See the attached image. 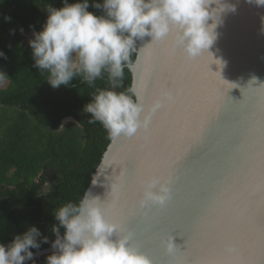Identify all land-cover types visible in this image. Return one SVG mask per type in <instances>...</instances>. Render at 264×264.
<instances>
[{
  "label": "water",
  "instance_id": "95a60500",
  "mask_svg": "<svg viewBox=\"0 0 264 264\" xmlns=\"http://www.w3.org/2000/svg\"><path fill=\"white\" fill-rule=\"evenodd\" d=\"M229 2L235 11L222 14L213 44L195 58L174 48L172 34L160 42L148 36L138 40L136 59L128 65L138 96L147 105L174 81L181 94L165 110H157L147 132L112 138L92 174L100 182L92 191L105 203L113 198L111 185L118 186L113 218L133 233L131 244L153 264H264V6ZM150 81H159V87L150 89ZM217 105L221 110L211 119L204 142L176 169L153 167L154 159L147 157L144 176L170 175L171 196L163 206L139 209L144 176L137 187L129 186L124 163L129 152L162 142L175 121L187 118L194 131L192 114H205ZM161 116L166 124L157 127ZM69 120L73 118L63 123ZM174 146L178 151L180 144ZM125 204L129 211L138 210L131 222ZM171 236L175 247L168 251ZM193 241L213 244L215 251L207 257L190 252L188 242ZM54 251L52 246L37 248L32 259Z\"/></svg>",
  "mask_w": 264,
  "mask_h": 264
},
{
  "label": "clouds",
  "instance_id": "9594fccd",
  "mask_svg": "<svg viewBox=\"0 0 264 264\" xmlns=\"http://www.w3.org/2000/svg\"><path fill=\"white\" fill-rule=\"evenodd\" d=\"M248 2L264 6V0ZM92 7L102 9L103 14L89 11V0H63L60 8L46 5L43 29L33 33L29 44L34 67L48 72L47 81L53 88L69 85L73 77H79L95 89L83 111L91 114L88 123L100 122L110 138L147 132L153 114L175 99L170 88H161L146 105L135 88L116 90L122 87L124 68L138 50L137 41L148 36L151 42H160L172 34L174 48H181L192 59L213 44L222 14L235 11L229 0H94ZM10 19L5 16V20ZM4 56L0 51V57ZM105 73L108 86H96ZM5 76L0 72V80ZM171 183L170 175L144 176L139 209L163 206L170 199ZM98 184L99 179L93 176L78 203L69 201L55 209L59 223L51 231L56 236L52 247L57 251L47 257V264H153L131 244L133 233L113 218L118 186L111 185L113 198L105 203L92 191ZM40 236L39 229L31 226L9 244H0V264H24L32 259L30 248L40 246ZM41 239L48 242L47 236ZM165 247L168 251L175 247L172 236Z\"/></svg>",
  "mask_w": 264,
  "mask_h": 264
},
{
  "label": "trees",
  "instance_id": "16d2710c",
  "mask_svg": "<svg viewBox=\"0 0 264 264\" xmlns=\"http://www.w3.org/2000/svg\"><path fill=\"white\" fill-rule=\"evenodd\" d=\"M93 2L89 0L88 10L102 15ZM48 4L60 8L63 0H0V51L5 54L0 57V72L6 74L0 80V244H9L35 226L41 233L40 249L52 246L56 238L51 231L59 223L55 209L69 201L78 203L112 140L100 122L88 123L91 114L83 111L94 88L79 77L53 88L48 72L34 67L27 38L43 29ZM95 83L107 87V74ZM129 87L132 73L126 66L122 87L116 90ZM67 117L73 120L63 123ZM64 231L61 227V235ZM52 253L24 264H47Z\"/></svg>",
  "mask_w": 264,
  "mask_h": 264
},
{
  "label": "snow or ice",
  "instance_id": "6c2138e0",
  "mask_svg": "<svg viewBox=\"0 0 264 264\" xmlns=\"http://www.w3.org/2000/svg\"><path fill=\"white\" fill-rule=\"evenodd\" d=\"M153 85L159 87V81H150V89ZM170 89L172 90L175 99L181 94V90L178 89L177 83L175 81L173 82V85ZM220 91H223L222 87ZM175 99L169 104H173ZM166 106L167 105L161 107L160 109L165 110ZM220 110V106L217 105L214 109L209 110L205 114L197 115L193 113L192 119L195 120L194 131L189 130L191 122L187 118L183 122H172L170 123L165 138L162 142L157 139L153 145H150L145 149H136L129 152L124 161L125 167L127 169L129 186L131 188L137 187V180L141 179L145 175L146 159L149 156H151L155 161L153 167L163 168L165 170L176 169L179 163L184 159V157L188 155L191 149L204 142L211 119L215 117L220 112ZM156 113L157 111L154 114ZM151 124L152 119L150 125ZM164 124H166L165 119L163 116H161V122L159 125H157V127H162ZM176 143L180 144L178 151L174 146ZM139 187H141V184ZM117 203L119 204L120 201L118 200ZM124 212L128 217V222H131L132 220L136 219L138 210L132 209L129 211L127 204H125ZM261 223L262 226H264V219H262ZM237 242L240 243V241ZM189 243L192 245L191 248H189ZM188 248L190 252L198 253L204 257L209 256L213 251H215V245L208 244L207 242L201 243L199 246H197L194 241L188 242Z\"/></svg>",
  "mask_w": 264,
  "mask_h": 264
},
{
  "label": "rangeland",
  "instance_id": "374dc122",
  "mask_svg": "<svg viewBox=\"0 0 264 264\" xmlns=\"http://www.w3.org/2000/svg\"><path fill=\"white\" fill-rule=\"evenodd\" d=\"M33 38H34L33 34H30L27 39L30 40V39H33Z\"/></svg>",
  "mask_w": 264,
  "mask_h": 264
}]
</instances>
